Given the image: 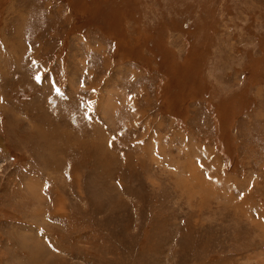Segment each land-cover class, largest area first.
Instances as JSON below:
<instances>
[{"label":"rangeland","instance_id":"obj_1","mask_svg":"<svg viewBox=\"0 0 264 264\" xmlns=\"http://www.w3.org/2000/svg\"><path fill=\"white\" fill-rule=\"evenodd\" d=\"M0 264H264V0H0Z\"/></svg>","mask_w":264,"mask_h":264},{"label":"snow or ice","instance_id":"obj_2","mask_svg":"<svg viewBox=\"0 0 264 264\" xmlns=\"http://www.w3.org/2000/svg\"><path fill=\"white\" fill-rule=\"evenodd\" d=\"M36 79L38 82H42V78L40 76H37ZM57 93L59 94V89H57Z\"/></svg>","mask_w":264,"mask_h":264}]
</instances>
